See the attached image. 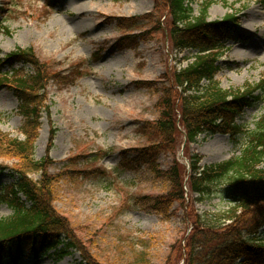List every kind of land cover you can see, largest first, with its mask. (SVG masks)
I'll return each mask as SVG.
<instances>
[{
    "label": "rangeland",
    "instance_id": "1",
    "mask_svg": "<svg viewBox=\"0 0 264 264\" xmlns=\"http://www.w3.org/2000/svg\"><path fill=\"white\" fill-rule=\"evenodd\" d=\"M189 1L196 15L211 1L210 21L227 14L240 18L235 38L220 54L223 68L216 82L229 89L264 81V0ZM0 9V59L31 48L47 72L56 75L49 76L41 92L52 116L42 114L30 152L35 162L47 159L53 206L69 222L79 247L61 261L47 255L21 264H80L86 253L99 264H167L174 243L191 231L192 219L184 217L179 204L165 219L136 204V199L166 194L170 183L163 173L174 162L187 170L192 155L203 157L201 166L223 162L239 155L242 144L235 145L221 133L202 134L187 143L179 129L174 149L161 144L165 147L157 153V169L148 163L130 166L137 149L161 143L148 123L160 118L158 105L165 89L172 87L173 72L194 61L197 53L178 51L170 40L166 0H0ZM129 18L138 19L137 26L132 21L131 28H122L120 19ZM144 33L147 38L136 39L134 46L119 43L127 34ZM14 70L30 73L32 67L24 62L0 66L11 80L20 75ZM59 76L71 77L57 82ZM263 111L264 102L247 110L237 123L254 129ZM22 126L19 99L12 88L0 85V130L23 142ZM19 160L6 156L0 163L11 168ZM29 176L37 182L43 171ZM12 181L8 172L0 177L1 184ZM196 197L188 198L187 204L198 214L228 206L220 197ZM12 213L0 200V219ZM260 233L264 241V228Z\"/></svg>",
    "mask_w": 264,
    "mask_h": 264
},
{
    "label": "trees",
    "instance_id": "2",
    "mask_svg": "<svg viewBox=\"0 0 264 264\" xmlns=\"http://www.w3.org/2000/svg\"><path fill=\"white\" fill-rule=\"evenodd\" d=\"M166 4L171 17L168 35L173 45L178 51L191 49L197 53L194 61L173 72L172 87L165 89L158 105L160 118L154 124L148 123L154 126L161 143L137 149L136 159H131L130 166L148 163L157 169V153L165 147L161 144H171L170 148L174 149L181 134L179 129L184 130L187 143L196 142L202 134L221 133L242 146L239 155L211 165L201 166L203 157L192 155L190 170L174 162L163 173L170 190L163 195L138 197L136 204L165 219L171 218L174 207L179 204L185 209L184 217L192 219L191 231L174 243L167 264L173 260L176 264H264V241L260 240V231L264 228V111L254 129L237 123L247 110L264 102V81L229 89L216 82V75L223 68L220 54L226 42L235 38L239 17L227 14L210 21L211 1L202 4L198 15L189 0H166ZM132 21L136 27L138 19H120L119 23L123 28L129 27ZM146 36L147 33L139 37L127 34L119 43L134 46L136 39L138 42ZM19 62L31 66L32 72L14 70L13 73L21 76L11 80L10 73L4 75L0 71V85L12 88L19 99L22 132L26 136L22 142L8 138L0 130V158L20 159L16 167L0 163V177L5 172L13 176L10 184L0 183V200L13 211L11 216L0 219V264H21L47 255L61 261L79 247L69 222L53 206L52 185L45 172L47 159L35 162L30 152L42 114L49 119L52 116L41 92L47 87L49 76L56 75L47 72L31 48L10 53L4 60L0 59V66L13 67ZM70 77L56 79L62 82ZM55 134L53 128L52 139ZM38 171H43V176L35 182L29 173ZM194 195L199 201L220 197L228 201V206L198 214L191 203L187 204V199ZM83 255L80 264H99L87 253Z\"/></svg>",
    "mask_w": 264,
    "mask_h": 264
}]
</instances>
